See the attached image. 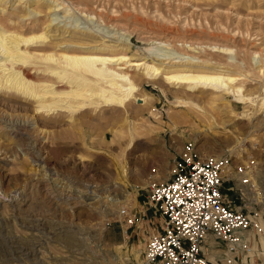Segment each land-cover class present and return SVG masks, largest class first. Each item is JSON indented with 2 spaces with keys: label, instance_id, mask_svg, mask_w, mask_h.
I'll use <instances>...</instances> for the list:
<instances>
[{
  "label": "rangeland",
  "instance_id": "rangeland-1",
  "mask_svg": "<svg viewBox=\"0 0 264 264\" xmlns=\"http://www.w3.org/2000/svg\"><path fill=\"white\" fill-rule=\"evenodd\" d=\"M1 1L4 29L52 28L51 40L58 41L67 29L69 39L76 24L96 36L89 48L105 41L137 59L239 73L249 100L209 88L187 94L160 78L140 82L134 68L150 100L145 107L133 101L127 118L105 104L46 111L31 98L0 91V264H142L164 221L149 201L147 176L166 178L189 155H223L252 166L258 188L245 200L229 183L224 187L262 225L250 233L252 250L235 264H264V0H57L50 11L51 0H40L38 11L30 10L36 0ZM91 187L104 188L103 198L85 199Z\"/></svg>",
  "mask_w": 264,
  "mask_h": 264
},
{
  "label": "bare ground",
  "instance_id": "bare-ground-1",
  "mask_svg": "<svg viewBox=\"0 0 264 264\" xmlns=\"http://www.w3.org/2000/svg\"><path fill=\"white\" fill-rule=\"evenodd\" d=\"M1 2L3 3L4 0ZM56 2L57 0H51L47 3L46 7L49 11L59 5ZM35 3L37 7H33L30 9L31 11L43 6L40 0H36ZM50 21L52 22V19ZM48 25L50 26L49 22ZM73 28L69 39L64 38L65 35H63L68 31L67 29L60 30V40L52 41L54 38L51 40V35H55L52 28L24 34L0 27V91L13 92L24 96V98H31L33 102L37 103V109L46 111L54 110L55 107H65L74 111L86 104H105L113 110L122 111L125 118L129 115V106L133 101H144V103L142 102L144 106L148 105L150 100V95L140 90L141 83H137L131 68L138 72L139 78H137L140 82L144 80L158 81L160 78L165 84L181 88L187 94H191L190 91L196 88H209L221 92V96L229 93L242 94L239 73L217 66L211 67L206 64L201 65L181 60L158 62L137 59L131 57L130 53H126L123 47L119 48L118 44L105 41L99 42L96 47L89 48L85 44L87 45L89 40L91 42L98 41L96 36L78 31L76 24H73ZM32 44L37 45L32 49L30 47ZM32 69L38 73L40 71L43 74L51 75L55 80L47 77L40 78L39 75L32 73ZM56 81L65 82V89L59 90L55 85ZM161 90L164 95L167 94L166 89L161 87ZM242 95L249 100L247 95ZM261 99L260 105H264V96ZM206 101L209 100L206 99ZM180 102H186V99H182ZM150 111L153 112V110ZM12 126L14 128L21 127L18 123H14ZM114 136V139L118 137L117 133ZM32 147L35 149V146ZM115 182L122 183L119 180ZM103 189L92 188L83 194L84 198L96 199L97 196L103 198V191L105 192ZM114 195L113 197L116 199Z\"/></svg>",
  "mask_w": 264,
  "mask_h": 264
},
{
  "label": "built area",
  "instance_id": "built-area-1",
  "mask_svg": "<svg viewBox=\"0 0 264 264\" xmlns=\"http://www.w3.org/2000/svg\"><path fill=\"white\" fill-rule=\"evenodd\" d=\"M249 163L234 164L223 155L176 162L166 178L147 176L151 204L163 215V230L150 237L142 264H235L252 250L250 233L261 232L259 219L228 198L245 200L258 188ZM251 190V191H250ZM224 247L213 259V249Z\"/></svg>",
  "mask_w": 264,
  "mask_h": 264
},
{
  "label": "crops",
  "instance_id": "crops-1",
  "mask_svg": "<svg viewBox=\"0 0 264 264\" xmlns=\"http://www.w3.org/2000/svg\"><path fill=\"white\" fill-rule=\"evenodd\" d=\"M219 251H220V252H219ZM218 252H219V253H218ZM221 254H223V251H222L221 249H219V250H215V249H213L212 252H211L210 257L213 259L215 256H217V255H221Z\"/></svg>",
  "mask_w": 264,
  "mask_h": 264
}]
</instances>
